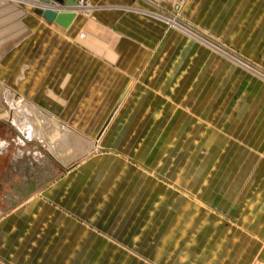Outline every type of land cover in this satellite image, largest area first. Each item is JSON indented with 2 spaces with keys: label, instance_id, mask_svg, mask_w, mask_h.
<instances>
[{
  "label": "rangeland",
  "instance_id": "374dc122",
  "mask_svg": "<svg viewBox=\"0 0 264 264\" xmlns=\"http://www.w3.org/2000/svg\"><path fill=\"white\" fill-rule=\"evenodd\" d=\"M8 1L15 5L18 17L13 27L16 43L22 31L16 23H23L24 14H34L36 4L29 0ZM141 1L143 4L136 7H121L155 18L166 29L189 40L191 46L181 53V44L175 42L172 72H159L152 82L146 74L136 78V83L155 88L157 99L151 105L127 104L123 110L125 119L111 123L109 129L116 127L121 135L130 134L125 140L120 137L119 150L112 146L118 145L112 133H106L104 140L95 135L102 120H60L62 105L47 97L35 103L20 91L18 86L25 80V87L36 90L34 84L39 74L30 73L28 80L26 71L32 65L28 61L33 58L25 56L23 60L22 56H15L11 76L0 73V141H7L3 145L8 148L0 162L6 163L14 146L24 141L21 144L38 155L35 164L44 160L51 165L59 154L46 153L44 148L46 144L52 147L62 126L69 128L73 136L67 138V152L60 154L67 161L63 169L81 159H94L101 165L109 161L102 159V155L111 158L108 168L93 174L102 179L79 190L84 189L93 197L96 217L109 218L103 221L105 224L90 221L88 226L110 243L123 247L108 250V262L98 264H185L199 237L203 245L217 240H213L211 226H240L252 222L264 210V200L255 197L264 191V184L259 183L264 153H252L260 138L247 136L246 127L253 125L247 119L252 116L238 101L245 97L241 96L240 82L236 83L242 79L240 71L264 82V65L201 23L197 10L188 8L191 0ZM89 4L90 15L105 5L120 7L114 3ZM85 36V31L79 33L80 38ZM45 81L43 87L52 84ZM6 93L10 94L11 103ZM144 97L147 99L146 93ZM249 97L254 100L252 95ZM102 107L95 105L94 115ZM45 112L48 116L42 115ZM133 113L140 120L126 119ZM34 129L42 131L40 137L29 136ZM63 174L57 169V177ZM80 202L82 198L77 197L76 203ZM89 210L85 205L78 209L81 223L85 224ZM197 225L206 228L196 232L192 226ZM183 226H190V231H183ZM225 235L220 240H225ZM253 235L261 241L260 246L254 247L253 263L261 264L264 232ZM94 252L96 257L102 256L99 250ZM211 261L208 257L207 262Z\"/></svg>",
  "mask_w": 264,
  "mask_h": 264
},
{
  "label": "crops",
  "instance_id": "0c3cea01",
  "mask_svg": "<svg viewBox=\"0 0 264 264\" xmlns=\"http://www.w3.org/2000/svg\"><path fill=\"white\" fill-rule=\"evenodd\" d=\"M89 1L120 4V7L105 5L85 15L82 13L87 9L85 6L78 10L67 28L35 13L24 14L23 23H16L22 31L15 43L13 27L18 18L15 5L0 0V73L11 76L14 57L22 56L24 60L25 56H31L32 62H28L32 65L26 73L28 80L30 73L39 74L34 84L36 90L25 87V80L18 86L20 91L35 103L47 97L62 105L60 120H102L95 135L104 140L106 133H112L118 144L112 146L118 151L120 137L125 140L130 134L121 135L116 127L109 129L111 123L125 119L123 110L127 104L151 105L157 99L155 88L136 83V78L146 74L152 82L157 79V73L172 72L175 42L181 44V53L191 45L189 40L166 29L155 18L121 7L142 5L141 0ZM188 8L197 10L201 23L211 27L220 39L264 65V0H191ZM81 31L86 32L84 38L79 37ZM240 77L241 81L236 80V83L240 82L241 96L245 98L238 101L249 109L252 117L247 120L253 122L246 127L247 136L260 138L255 141L257 148L252 153H264V82L241 71ZM45 80L52 84L43 87ZM6 98L10 99V95ZM100 104L103 107L94 115V106ZM74 105L93 108H75ZM43 114L48 116V112ZM126 119L137 121L140 117L133 113ZM41 133L34 129L29 136L40 137ZM58 133L60 136L52 147L46 144L44 148L46 153L59 154V159L51 165L44 160L35 164L38 155L21 144L24 141L14 146L6 163L0 162V264L107 263L108 250L123 248L88 226L90 221L100 225L109 218L96 217L91 194L84 189L79 192L85 185H95L102 179L93 174L108 168L111 158L102 155V159L109 161L101 165L94 159H81L65 170L63 166L67 161L60 154L67 149V138L73 133L63 126ZM3 142L7 141H0V156L8 153ZM259 166L262 170L259 183L264 184V157ZM57 169L64 174L57 177ZM77 197L82 198V202L76 203ZM255 197L264 200V191ZM84 205L90 208L85 224L79 221L78 213ZM192 227L196 232L206 228ZM190 228L182 227L183 231ZM211 229L213 240H217L203 245L199 237L190 248V258L185 264H254V247L260 246L261 241L253 234L264 232V210L252 222L240 226L219 224ZM223 234H226L225 240H220ZM205 248L213 250L209 252L203 250ZM94 250H99L102 256L96 257ZM185 256L186 253L184 259ZM208 257L212 258L211 262H207ZM259 262L264 264V257L259 258Z\"/></svg>",
  "mask_w": 264,
  "mask_h": 264
},
{
  "label": "water",
  "instance_id": "95a60500",
  "mask_svg": "<svg viewBox=\"0 0 264 264\" xmlns=\"http://www.w3.org/2000/svg\"><path fill=\"white\" fill-rule=\"evenodd\" d=\"M43 4L48 3L49 0H40ZM58 2H63L68 6L75 7L79 4L81 0H55ZM33 13L37 16L42 17L48 22H53L58 24L62 28H67L76 16L75 11H58L51 7L35 5L32 9Z\"/></svg>",
  "mask_w": 264,
  "mask_h": 264
},
{
  "label": "built area",
  "instance_id": "2783aa9c",
  "mask_svg": "<svg viewBox=\"0 0 264 264\" xmlns=\"http://www.w3.org/2000/svg\"><path fill=\"white\" fill-rule=\"evenodd\" d=\"M52 2L54 4V6L51 5ZM45 4H47V3H45ZM48 4H49V6H47V7H51L53 9H55V10H58V11H70V10H72V11H75L76 14H77V11H76L77 8H85L86 5L88 6L89 2H88V0H85L84 2H83V0H81L79 2V4L77 6H75V7L68 6V5L64 4L63 2H58V1H55V0H49ZM83 12L88 15V14H90L91 11H88V9H86V11L83 10L82 13ZM8 100L10 101L11 99H8ZM10 103H11V101H10ZM42 115H44V114H42Z\"/></svg>",
  "mask_w": 264,
  "mask_h": 264
},
{
  "label": "bare ground",
  "instance_id": "6f19581e",
  "mask_svg": "<svg viewBox=\"0 0 264 264\" xmlns=\"http://www.w3.org/2000/svg\"><path fill=\"white\" fill-rule=\"evenodd\" d=\"M29 2H33V3H35L36 5H40V6H49V4L47 3V4H43L40 0L38 1H35V0H29ZM52 6H54V4H53V2H52V4H51ZM87 6V5H86ZM87 9H88V11H92V7H91V5H89L88 4V6L86 7ZM79 9H81V8H77V12H78V10ZM86 11V10H85ZM84 13V12H83ZM85 15H87L86 13H84ZM245 66H247V67H249L248 65H245ZM10 95V94H9ZM22 109V108H21ZM19 112H20V109L18 110ZM18 114H20V113H18ZM30 139V138H29Z\"/></svg>",
  "mask_w": 264,
  "mask_h": 264
}]
</instances>
